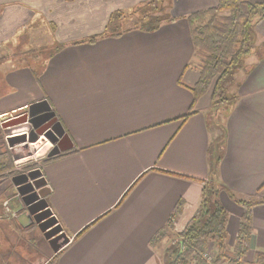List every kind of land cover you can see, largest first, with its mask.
<instances>
[{
    "label": "crops",
    "instance_id": "1",
    "mask_svg": "<svg viewBox=\"0 0 264 264\" xmlns=\"http://www.w3.org/2000/svg\"><path fill=\"white\" fill-rule=\"evenodd\" d=\"M148 1L0 0V74L7 94L0 117L46 102L72 147L42 167L50 209L69 238L53 264H167L169 249L151 240L179 201L182 213L163 242L173 243V232H182L195 215L215 144L228 253L245 213L238 202L252 203L244 261L253 263L264 254V21L259 53L245 58L236 98L217 107L212 91L195 100L200 71L185 18L220 0H174L170 12L177 20L156 32L131 30L86 42L104 32L114 12ZM43 43L60 50L37 78L24 62L12 69L13 51L23 61ZM215 251L211 244L208 252L214 257Z\"/></svg>",
    "mask_w": 264,
    "mask_h": 264
},
{
    "label": "trees",
    "instance_id": "2",
    "mask_svg": "<svg viewBox=\"0 0 264 264\" xmlns=\"http://www.w3.org/2000/svg\"><path fill=\"white\" fill-rule=\"evenodd\" d=\"M165 3L166 0H150L141 3L133 10L114 12L110 16L104 32L89 38L86 42L92 44L100 38L119 37L131 30H140L146 33L156 32L162 25L177 20L173 16L169 17L171 14L170 11L166 12ZM141 11L143 13H140ZM133 17L140 24L125 29V23ZM185 19L188 22L195 49L196 68L200 71L199 83L193 91L195 100L212 91V104L223 106L229 99L225 97L226 89L222 87V84L233 73L243 68L245 58L259 53V48L255 45L258 26L264 21V2L220 0L217 6L192 13ZM59 50V47L55 48L53 52H48L45 57L50 59L53 53ZM15 55L20 56L18 52ZM26 55L27 58H21L22 63L24 62L22 66L30 69L37 78L44 71L45 66H39V56L35 55L33 50L28 51ZM1 80L3 77L0 74ZM5 93V88L0 89V96ZM51 116V127L57 130L63 138H66V132L53 111ZM61 136H59L60 140L62 139ZM67 141L71 145L68 138ZM65 153L62 152L53 158L60 157ZM209 154L210 180L205 182L201 202L195 215L182 232H173V245L168 252H164L167 257V264H207L204 255L208 254L211 244L215 246L216 250L214 259L211 260L212 264H264V254L256 255V261L253 263L244 261L247 251L245 245L252 235V203L238 202L244 208L245 213L240 222L239 236L233 246L232 255L228 253L227 227L229 216L219 201L221 189L218 185L216 169L220 157H217L216 144L210 149ZM3 157L4 155L0 156V174L10 168L9 164L3 163ZM39 181L38 184H41L42 193L48 194L50 189L43 176ZM46 203L50 208L47 200ZM183 205V201L178 202L166 228L151 240L153 247L161 244L169 231L173 230L172 222L181 215ZM54 261H56V257L51 261V264Z\"/></svg>",
    "mask_w": 264,
    "mask_h": 264
},
{
    "label": "rangeland",
    "instance_id": "3",
    "mask_svg": "<svg viewBox=\"0 0 264 264\" xmlns=\"http://www.w3.org/2000/svg\"><path fill=\"white\" fill-rule=\"evenodd\" d=\"M173 5V0H166V12H169ZM143 11L140 13H143ZM172 16V14L169 15V17ZM137 24H140V22H137V19L133 17V19L131 18L125 23L124 28L128 29ZM51 32L55 36L56 28L51 29ZM46 33H48L47 30ZM257 43L258 40L256 41ZM39 45L37 49L33 47V51L35 55L39 56V66H46L49 59L45 56L48 52H53L55 48H52L49 43ZM255 47L258 46L255 45ZM14 54L15 51L10 54L12 57V63L10 64L12 69L19 67L20 63H22L20 56ZM26 56L22 57L27 58ZM2 59L3 56L0 57V71L4 70L1 66ZM243 64L245 65V59ZM239 72L240 70L233 73L228 78V81L222 84V87L229 93V95L226 94V98H236L235 93L238 89ZM241 73L244 72L242 71ZM0 82V89L6 88L3 81L1 80ZM5 96L7 94L0 96V102ZM228 102L225 103L226 106ZM43 116L42 112L30 114L27 107L0 117V156L4 155L3 163L10 166L8 170L0 174V218L6 220L0 221L1 264H48L55 254L53 247L45 238L38 224L34 222L33 216L29 211V208L38 206L43 199L47 200V197L44 198L42 194L41 184L38 183L43 176L42 167L48 159L49 152L59 149L57 142L60 141V134L51 127L52 123L50 120L43 119ZM56 140L57 142H55ZM20 177L22 178L19 181L20 183H15L16 178L21 179ZM60 234L62 233L58 235L60 236ZM58 241L60 242H57V245L63 243L65 239L61 240L59 238ZM170 244H172L170 238L166 242H162V251L163 249H170Z\"/></svg>",
    "mask_w": 264,
    "mask_h": 264
},
{
    "label": "water",
    "instance_id": "4",
    "mask_svg": "<svg viewBox=\"0 0 264 264\" xmlns=\"http://www.w3.org/2000/svg\"><path fill=\"white\" fill-rule=\"evenodd\" d=\"M30 114L34 113H41L45 109L50 110V107L47 105L46 102H37L34 103L30 106H28ZM61 136V135H60ZM60 140L59 137V149H56L54 151L49 152L48 154V159L53 158L62 152H67L70 149H72L71 145H69L67 138H63ZM21 178V177H20ZM21 179L16 178L15 183L19 184ZM44 198L48 196L47 193H42ZM30 214L33 216V220L38 226L40 227L41 231L44 233L45 238L49 241L50 245L53 247V250L55 253H58L60 250H62L68 243H69V238L64 234L63 228L59 225L58 220L55 218L53 215V212L51 209L48 207V204L46 203V200L43 199L38 206H34L29 208ZM59 233L60 236L56 237L55 235H58ZM65 238V241L59 245H55L56 241L61 238Z\"/></svg>",
    "mask_w": 264,
    "mask_h": 264
},
{
    "label": "flooded vegetation",
    "instance_id": "5",
    "mask_svg": "<svg viewBox=\"0 0 264 264\" xmlns=\"http://www.w3.org/2000/svg\"><path fill=\"white\" fill-rule=\"evenodd\" d=\"M42 113H43V119H48V120H51V112H49V110H48V112H47V109H45L44 111H42ZM39 205V204H38ZM56 237L57 236H59V235H55ZM63 239H65L63 236L61 237V240H63ZM57 242H60V241H56V244H57Z\"/></svg>",
    "mask_w": 264,
    "mask_h": 264
},
{
    "label": "built area",
    "instance_id": "6",
    "mask_svg": "<svg viewBox=\"0 0 264 264\" xmlns=\"http://www.w3.org/2000/svg\"><path fill=\"white\" fill-rule=\"evenodd\" d=\"M204 258L207 260V264H212L211 260L213 259V257L211 256L209 252L208 254L204 255Z\"/></svg>",
    "mask_w": 264,
    "mask_h": 264
}]
</instances>
